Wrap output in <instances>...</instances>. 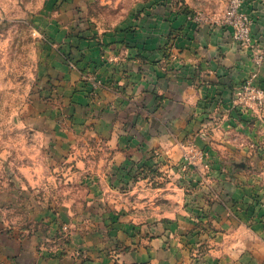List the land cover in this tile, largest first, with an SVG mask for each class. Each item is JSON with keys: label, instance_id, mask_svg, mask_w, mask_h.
<instances>
[{"label": "rangeland", "instance_id": "1", "mask_svg": "<svg viewBox=\"0 0 264 264\" xmlns=\"http://www.w3.org/2000/svg\"><path fill=\"white\" fill-rule=\"evenodd\" d=\"M261 11L264 0H0V264L33 252L84 264L101 239L82 241L121 218L141 242L166 228L183 264L241 263L243 237L264 233ZM205 26L250 52L230 98L199 66L183 76L182 43ZM135 78L146 84L132 95Z\"/></svg>", "mask_w": 264, "mask_h": 264}, {"label": "crops", "instance_id": "2", "mask_svg": "<svg viewBox=\"0 0 264 264\" xmlns=\"http://www.w3.org/2000/svg\"><path fill=\"white\" fill-rule=\"evenodd\" d=\"M262 14L264 13L261 11L263 21H260V35L262 41H264V16ZM222 34L223 33H221L219 29L211 31L205 26L204 30L196 37L195 41H188V43L185 41L182 43L183 51L181 53V61L186 69V73L183 74L185 79H188L190 76L189 69H194L195 66H199L203 80L208 79L212 81L213 84L210 88L214 90L212 91L214 96H216L217 92H222L224 95L219 97L230 98L232 97V89L239 85L250 73L253 67V61L249 51L240 49L239 46L232 41L228 42L227 38H224ZM136 81L137 83L135 84ZM189 81L191 82V80H184V82L187 83L186 86L191 87ZM142 82L145 83L144 80L140 81L136 78L133 79L127 91H131V89L134 88L132 95L134 92L140 93L143 86H145L142 85ZM156 83V80L153 83H148L149 89L153 90L152 87H155ZM159 87L161 86H158L157 90H159ZM205 89H208V87L200 89L199 93L197 92L198 98L210 93V90L208 91ZM161 91L163 92V90ZM193 91L194 90L191 88L190 93H188L186 97L194 98ZM114 95L117 96L116 94ZM183 99L187 98L184 97ZM102 106L106 107L107 105L103 104ZM107 113L108 109L106 111V114ZM200 115L203 117L204 113L200 111ZM151 125L150 120L147 123L139 119L138 128H142L146 133L151 129ZM149 140L150 143H153L156 138L154 137L152 139L149 137ZM121 220L122 218L120 221ZM119 222L113 225L111 224L112 227L102 225V229L91 231L82 241V243L88 242L89 237L95 236L101 239V246L98 249L100 252L96 250V252L90 251L92 257L84 264H183L184 259H182V257L183 255L187 257L186 250L176 245L179 241L166 230V228L164 232L155 235L152 234L147 242H141L139 237L131 236L124 231L122 229L123 225ZM232 234L233 233L220 234L218 235V240L225 241L227 237L236 236ZM243 239L246 243L244 247L246 254H244V258L239 264H264V233L259 237L261 243H255V245L253 244L251 235H246ZM216 250L219 253V257L216 259L218 261L224 249L222 246L217 245ZM247 253L249 254L248 256ZM32 255L36 258L35 262L32 264H80L77 262L74 254L65 255L62 259H55L52 256L48 260H46L48 257L44 258L43 256L36 255L34 252ZM226 263L237 264V261L236 259L228 258ZM220 264L225 263L222 261Z\"/></svg>", "mask_w": 264, "mask_h": 264}]
</instances>
